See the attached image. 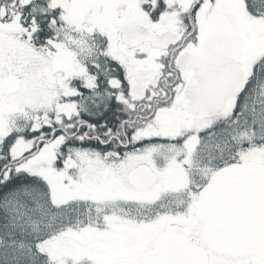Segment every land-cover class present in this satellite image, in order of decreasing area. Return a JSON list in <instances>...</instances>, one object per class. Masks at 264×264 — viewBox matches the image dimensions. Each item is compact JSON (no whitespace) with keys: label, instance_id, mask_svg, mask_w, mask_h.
I'll return each mask as SVG.
<instances>
[{"label":"snow or ice","instance_id":"1","mask_svg":"<svg viewBox=\"0 0 264 264\" xmlns=\"http://www.w3.org/2000/svg\"><path fill=\"white\" fill-rule=\"evenodd\" d=\"M0 264H264V0H0Z\"/></svg>","mask_w":264,"mask_h":264}]
</instances>
